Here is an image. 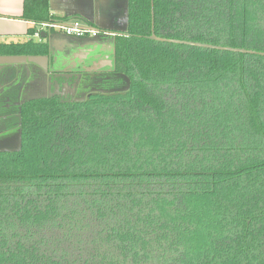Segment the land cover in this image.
Instances as JSON below:
<instances>
[{
    "label": "trees",
    "instance_id": "16d2710c",
    "mask_svg": "<svg viewBox=\"0 0 264 264\" xmlns=\"http://www.w3.org/2000/svg\"><path fill=\"white\" fill-rule=\"evenodd\" d=\"M127 13L124 87L30 100L0 135V264H264V57L149 38L264 53V0ZM22 18L32 37L55 23L49 0H24ZM47 53L0 43V57Z\"/></svg>",
    "mask_w": 264,
    "mask_h": 264
},
{
    "label": "flooded vegetation",
    "instance_id": "af4514ba",
    "mask_svg": "<svg viewBox=\"0 0 264 264\" xmlns=\"http://www.w3.org/2000/svg\"><path fill=\"white\" fill-rule=\"evenodd\" d=\"M61 32L51 29L47 32V40L40 39V42H38L45 43L48 46V53L43 57L50 58L51 55L53 56L49 69L44 67L45 61L40 62L41 66L26 67L28 69H24L25 71L22 72L23 78L19 83L13 80L14 75H17L16 70L9 69L3 74L0 70V106L3 108V115L9 116L5 118L7 119L5 122L3 121V128L6 132L12 133L18 130L11 128L18 125L22 107L24 103L30 100L56 97L65 102L82 101L96 92H101L97 88L82 90V78L94 74L112 76L115 69V58L114 48L111 49L110 43L115 42L117 37L128 36L126 32L118 31V29L108 31L112 36L104 35V38L99 39L98 36L101 33L97 34L91 38L93 39L91 45L86 46V43L84 45V43L79 42L84 37L71 40L70 38L74 36L65 34L67 35L65 37L64 33ZM55 34L57 36L52 37ZM109 39H111V42H109ZM57 42H61V44L59 45ZM107 42L109 43L108 49L111 50L106 55L105 50L102 48L103 44H107ZM94 48L97 51H94ZM112 78L114 81L113 76ZM113 85L114 87H124L125 79L123 78L121 84ZM6 135H9V133H6ZM11 144L14 146L15 141Z\"/></svg>",
    "mask_w": 264,
    "mask_h": 264
},
{
    "label": "crops",
    "instance_id": "0c3cea01",
    "mask_svg": "<svg viewBox=\"0 0 264 264\" xmlns=\"http://www.w3.org/2000/svg\"><path fill=\"white\" fill-rule=\"evenodd\" d=\"M23 3L24 0H0V43H26L31 40L35 42H40V39L47 40V32L50 30L43 26L39 27L38 35L36 34L34 37L28 35V31L33 27V24L22 18ZM49 4L51 15L55 20L54 24H64L69 27L75 22H80L83 28L88 30L94 27L97 29L98 34L104 33L105 36H112L108 31H116L117 29L126 32L128 0H49ZM42 33H46L47 37L42 38ZM85 37L93 38L90 35ZM57 43L61 44V42ZM52 57L51 55L50 58H43L40 61H45V68L49 69ZM40 62L37 66H41ZM1 63L0 70H6L8 67ZM34 65H36L34 62L27 60L16 66L34 67ZM9 69L15 70V66L10 65Z\"/></svg>",
    "mask_w": 264,
    "mask_h": 264
},
{
    "label": "rangeland",
    "instance_id": "374dc122",
    "mask_svg": "<svg viewBox=\"0 0 264 264\" xmlns=\"http://www.w3.org/2000/svg\"><path fill=\"white\" fill-rule=\"evenodd\" d=\"M55 31H58L57 29H55ZM60 31V30H59ZM55 36H57V34H55V35H52V37H55ZM64 36L65 37H67V35H65L64 34ZM98 38L100 39V38H104V34L103 33H101L99 36H98ZM71 40H73V39H79V38H75V37H71L70 38ZM80 40H82V41H79V42H82V43H84V45H85V43H86V46H90L91 45V41L93 40V39H91V38H88V37H86V38H83V39H80ZM111 39H109V42H111L110 41ZM108 46H109V43L107 42V44L106 43H104L103 44V50H105V54L107 55L108 53H110L109 52V50H111V49H113L114 48V42H111L110 43V47H111V49L109 48L108 49ZM94 51H97V49L95 50V48H94ZM106 57H108V56H106ZM9 63L10 62H8V65H5V66H7L8 68H6V70H3L2 71V74L5 72V71H8V69L10 68V65H9ZM3 66V65H2ZM24 69H26L25 67H23V66H17V67H15V70H16V72H17V77L14 75V81L15 82H18L19 83V81H21L22 80V72L24 71ZM1 72V71H0ZM6 76V75H5ZM1 80V79H0ZM113 78H112V76L111 75H108V74H94V75H87V76H84V78H82V84H83V87H82V90H87V89H89V88H97L98 90H100V91H108L109 89H111V88H113ZM1 105V104H0ZM2 107L0 106V135H3V134H6V130L3 128V121L5 122V120H7V119H5V118H8L9 116H5V115H3V111H2ZM3 129V130H2ZM2 133V134H1ZM8 133H10V132H8Z\"/></svg>",
    "mask_w": 264,
    "mask_h": 264
},
{
    "label": "water",
    "instance_id": "95a60500",
    "mask_svg": "<svg viewBox=\"0 0 264 264\" xmlns=\"http://www.w3.org/2000/svg\"><path fill=\"white\" fill-rule=\"evenodd\" d=\"M152 15L154 16L153 3H152ZM59 26H66V25L62 24V25H59ZM88 30L96 31L97 29H95L93 27L92 29H88ZM41 37L42 38H46L47 34L46 33H42ZM149 38L151 40H153V41L162 42V43L186 45V46H192V47H197V48H204V49H211V50H218V51H226V52L239 53V54L257 55V56L264 57V53L263 52L251 51V50H246V49H238V48H232V47L214 46V45H209V44L194 43V42L181 41V40H175V39H164V38H160V37L155 36L154 33ZM43 58H46V57L7 56V57H0V63H1V61H3V63H1V64L8 65V62H10L9 65H14L15 67H17L16 66L17 64L22 63V62H26L27 60H29V61L34 62L36 65H39V62ZM26 69H28V68H26ZM20 149H21V145L19 146V148L16 151H20Z\"/></svg>",
    "mask_w": 264,
    "mask_h": 264
},
{
    "label": "built area",
    "instance_id": "2783aa9c",
    "mask_svg": "<svg viewBox=\"0 0 264 264\" xmlns=\"http://www.w3.org/2000/svg\"><path fill=\"white\" fill-rule=\"evenodd\" d=\"M44 28L46 29H57V30H61L62 32H64L65 34H67L68 36H74L77 38H83L86 35H90L92 37H95L98 33L96 31H90L87 30L85 28H83L80 24V22H75L72 26H67V27H63V26H59V24H43L42 25ZM38 35V34H37Z\"/></svg>",
    "mask_w": 264,
    "mask_h": 264
}]
</instances>
